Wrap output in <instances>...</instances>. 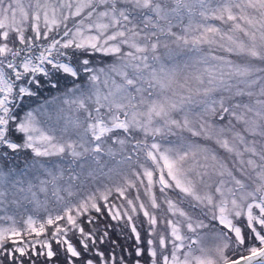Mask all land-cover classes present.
Masks as SVG:
<instances>
[{
	"label": "snow or ice",
	"instance_id": "1",
	"mask_svg": "<svg viewBox=\"0 0 264 264\" xmlns=\"http://www.w3.org/2000/svg\"><path fill=\"white\" fill-rule=\"evenodd\" d=\"M0 264H264V0H0Z\"/></svg>",
	"mask_w": 264,
	"mask_h": 264
}]
</instances>
